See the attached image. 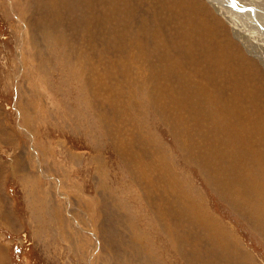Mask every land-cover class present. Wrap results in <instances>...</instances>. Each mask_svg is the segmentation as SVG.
I'll return each instance as SVG.
<instances>
[{
  "label": "rangeland",
  "instance_id": "374dc122",
  "mask_svg": "<svg viewBox=\"0 0 264 264\" xmlns=\"http://www.w3.org/2000/svg\"><path fill=\"white\" fill-rule=\"evenodd\" d=\"M261 94L207 0H0V264H264Z\"/></svg>",
  "mask_w": 264,
  "mask_h": 264
},
{
  "label": "bare ground",
  "instance_id": "6f19581e",
  "mask_svg": "<svg viewBox=\"0 0 264 264\" xmlns=\"http://www.w3.org/2000/svg\"><path fill=\"white\" fill-rule=\"evenodd\" d=\"M207 1H209L210 2V5L220 14V15H222L231 25H232V27H233V30H234V33H235V35L237 36V37H239V39L240 40H242V42L244 43V45L246 46V48H248V50H250L251 51V53H253L254 55H256V57L258 56L259 58H260V60L262 61V63H264V14H260V12L259 11H261V12H263L264 13V5H263V1L264 0H260V3H261V5H263V7L262 8H260V7H258V8H260V9H258L255 5H253L252 3V1L253 0H207ZM252 2V3H251ZM170 3V2H169ZM176 3V2H175ZM238 3H241V5L239 6L238 5ZM231 5V7H230V5ZM248 4L249 5H251L252 7H255V8H257V9H254V10H257L258 12H252L247 6H248ZM245 5V6H244ZM235 6H237V7H235ZM175 7H177V6H175ZM174 7V8H175ZM234 8V9H233ZM105 9V8H104ZM169 9V8H168ZM240 12V14H242V16H241V18L239 17V13L237 12V10ZM178 10V9H177ZM182 10V9H181ZM106 11V10H105ZM164 11H166V10H164ZM172 11V10H171ZM183 11V10H182ZM106 12H108V11H106ZM169 12V11H168ZM252 13V14H254L253 16H250L249 18H248V14H245V13ZM166 13V12H165ZM164 13V14H165ZM171 13V12H170ZM173 13V12H172ZM178 13V12H177ZM180 13V12H179ZM162 14V13H161ZM168 15V14H167ZM161 15H159V17H160ZM164 17V16H163ZM170 17V16H169ZM176 17V16H175ZM178 17V16H177ZM181 17H187L184 13H182L181 14ZM118 18V17H117ZM168 18V17H167ZM111 20V19H110ZM119 20V19H118ZM161 20H163V19H161ZM187 20V19H186ZM259 20V21H258ZM256 21H258V22H256ZM104 22V21H103ZM172 22V21H171ZM180 22V21H179ZM185 23H186V21H184ZM159 23H161V22H159ZM158 23V24H159ZM165 23V22H164ZM184 23V24H185ZM194 23H195V26H196V29H198L197 28V26H199V21H198V19L197 20H194ZM105 24V23H104ZM162 24V23H161ZM118 25V24H117ZM116 26V25H115ZM119 26V25H118ZM122 26V27H121ZM179 26V25H178ZM120 27H121V29H119V30H121V31H118V29H117V32H120V34L121 33H123V31H124V26H123V23L121 24L120 23ZM200 27V26H199ZM175 28V27H174ZM137 29V28H136ZM201 29V28H200ZM200 29H198L199 31H200ZM181 30V29H180ZM184 30V29H183ZM142 31V30H141ZM176 33H178V32H176ZM191 33V32H190ZM119 34V35H120ZM178 34H180V33H178ZM135 35V34H134ZM137 35V34H136ZM123 36V35H122ZM133 36V35H132ZM146 36V35H145ZM202 36V35H201ZM124 37V36H123ZM172 37H174V36H172ZM133 38V37H132ZM134 39V38H133ZM132 39V40H133ZM137 39V38H136ZM153 39V38H152ZM120 40V39H119ZM135 40V39H134ZM138 40V39H137ZM121 41H122V39H121ZM130 41V40H129ZM159 41H161V40H159ZM188 41V40H187ZM134 42V41H133ZM168 42V41H167ZM190 42V41H189ZM122 43V42H121ZM146 43V42H145ZM160 43V42H159ZM114 44V43H113ZM125 44V43H124ZM134 44V43H133ZM149 44V43H148ZM154 44H156V43H154ZM161 44V43H160ZM123 45V44H122ZM121 45V46H122ZM130 45V44H129ZM129 45H128V47H129ZM135 45H137V44H135ZM125 46V45H124ZM132 46V45H131ZM141 46V45H140ZM146 46V45H145ZM150 46V45H149ZM152 46V45H151ZM158 46V45H157ZM139 47V46H138ZM144 47V46H143ZM167 47H168V45H167ZM186 47H187V45H186ZM185 47V48H186ZM120 48H122V47H120ZM136 48H137V46H136ZM135 48V49H136ZM140 48V47H139ZM146 48V47H145ZM151 48V47H150ZM213 48V47H212ZM124 49V48H123ZM132 49H133V47H132ZM156 49H157V47H156ZM174 49V48H173ZM228 49V48H227ZM131 50V49H130ZM143 50V49H142ZM165 50V49H164ZM178 50V49H177ZM211 50V49H210ZM137 51V50H136ZM166 51V50H165ZM230 51H232V50H230ZM127 52V51H126ZM196 52V51H195ZM233 52V51H232ZM127 53H129V51L127 52ZM234 53V52H233ZM178 54V53H177ZM187 54V53H186ZM160 56V55H159ZM167 56V55H166ZM186 56V55H185ZM194 56V55H193ZM142 57H143V55H142ZM150 57H152V56H150ZM223 57V56H222ZM228 59L230 60V59H232L231 58V54H229L228 55ZM242 57V56H241ZM149 58V57H148ZM157 58V57H156ZM167 58V57H166ZM219 58V57H218ZM143 59V58H142ZM151 59V58H150ZM145 60V59H144ZM157 60V59H156ZM155 60V61H156ZM159 60V59H158ZM164 60V59H163ZM169 60H171V59H169ZM187 60H189V59H187ZM191 60H192V58H191ZM206 60V59H205ZM215 61V60H214ZM184 62V61H183ZM209 62V61H208ZM230 62H231V60H230ZM236 62H238V61H236ZM253 62V61H252ZM156 63V62H155ZM157 63H159V62H157ZM169 63V62H168ZM174 63H175V61H174ZM188 63V62H187ZM202 63V62H201ZM229 63V62H228ZM227 63V64H228ZM239 63V62H238ZM165 64V63H164ZM183 64V63H182ZM227 64H226V66H227ZM232 64V63H231ZM230 64V65H231ZM160 65V64H159ZM163 65V64H162ZM174 65V64H173ZM218 65V64H217ZM217 65L215 66L214 64L212 65L213 66V68L215 69H217L218 71H221V69L219 68V67H217ZM170 66V65H169ZM168 66V67H169ZM178 66V65H177ZM184 66V65H183ZM174 67H176V66H174ZM186 67V66H185ZM189 67V66H188ZM234 67V66H233ZM239 67V66H238ZM170 68V67H169ZM168 68V69H169ZM173 68V67H172ZM195 68V67H194ZM198 68V67H197ZM252 68V67H251ZM165 69V68H164ZM176 69H177V67H176ZM228 69V68H227ZM184 70V69H183ZM182 70V71H183ZM198 70V69H197ZM252 70V69H251ZM196 71V70H195ZM199 71V70H198ZM214 71V70H213ZM230 73H231V76L229 77L230 79H234L236 82H240V79L241 78H239L238 77V75H236L234 72H233V70H228ZM227 71V72H228ZM174 72H176V71H174ZM225 72V71H224ZM228 72V73H229ZM236 72V71H235ZM226 73V72H225ZM255 73V72H254ZM221 74V73H220ZM92 76V75H91ZM182 76V75H181ZM214 76V75H213ZM223 76H224V74H223ZM222 76V77H223ZM229 76V75H228ZM170 78V77H169ZM213 78H215V77H213ZM218 78V77H217ZM220 78H221V76H220ZM174 79V78H173ZM196 79H197V77H196ZM216 79V78H215ZM229 79V80H230ZM205 81V80H204ZM166 82V81H165ZM181 82V81H180ZM99 83V82H98ZM170 83V82H169ZM212 83V82H211ZM250 83V82H249ZM166 84H168V83H166ZM181 84H182V82H181ZM207 84V83H206ZM228 84H230V83H228ZM235 84V83H234ZM244 84V83H243ZM233 84H232V82H231V86H232ZM192 86H194V85H192ZM216 86V85H215ZM241 86V85H240ZM239 86V87H240ZM168 87V86H167ZM171 87V86H170ZM233 87V86H232ZM236 87V85L233 87V88H235ZM238 87V86H237ZM250 89V88H249ZM261 89V88H260ZM221 90V89H220ZM223 90V89H222ZM185 91V90H184ZM217 91V90H216ZM170 92V91H169ZM181 92V91H180ZM260 92V91H259ZM258 92V93H259ZM262 92V91H261ZM260 92V93H261ZM183 93V92H182ZM188 93V92H187ZM251 93V92H250ZM263 93V92H262ZM168 94V93H167ZM204 94V93H203ZM190 95V94H189ZM167 96V95H166ZM199 96V95H198ZM203 96V95H202ZM260 96V99H258L259 100V104L257 103H255V104H252V109L250 110V115L253 117V118H258L259 119V121L261 120V119H264V94H261V95H259ZM258 96V97H259ZM210 97V96H209ZM212 97V96H211ZM254 97H255V95H254ZM254 97H252V98H254ZM186 98V97H185ZM193 98V97H192ZM165 99V98H164ZM247 99V98H246ZM236 100V99H235ZM243 100H244V98H243ZM248 100H249V98H248ZM256 100H257V97H256ZM256 100H254V101H256ZM196 101H197V99H196ZM201 102H203V101H201ZM166 103V102H165ZM238 104H239V102H238ZM153 105V104H152ZM169 105V104H168ZM204 105V104H203ZM233 105H235V104H233ZM233 107V106H232ZM236 107V106H235ZM234 108V107H233ZM240 108V107H239ZM238 109V108H237ZM209 111V110H208ZM251 111H254L255 113L253 114V113H251ZM200 112H202V111H200ZM199 112V113H200ZM241 112V111H240ZM229 113V112H228ZM227 113V114H228ZM243 114V113H242ZM246 114V113H245ZM248 114V113H247ZM246 114V115H247ZM204 115V114H203ZM234 115V114H233ZM232 115V116H233ZM244 115V114H243ZM239 116H242V115H239ZM202 117V116H201ZM204 117V116H203ZM249 117V116H248ZM241 118V117H240ZM239 118V119H240ZM232 119V118H231ZM238 120V119H237ZM251 120H252V118H251ZM205 121V120H204ZM236 121V120H235ZM244 122V121H243ZM243 122H241V123H243ZM248 122V121H247ZM193 123V122H192ZM237 123V122H236ZM238 123H239V121H238ZM240 123V124H241ZM253 123V122H252ZM251 123V124H252ZM234 124V123H233ZM239 124V125H240ZM244 124V123H243ZM249 124V123H248ZM261 123H259V125H260ZM247 125V124H246ZM254 125V124H253ZM241 126V125H240ZM242 127V126H241ZM245 127V126H244ZM250 127V126H249ZM255 128V127H254ZM250 129V128H249ZM191 130V129H190ZM232 130H234V129H232ZM248 130V129H247ZM256 130V129H255ZM263 131L261 132V141L260 142H263L264 143V129H262ZM259 131V130H258ZM241 133V132H240ZM256 133V132H255ZM204 134V133H203ZM249 134V133H248ZM256 134H258V133H256ZM255 134V135H256ZM252 136V135H251ZM243 137V136H242ZM246 137V136H245ZM245 137H243V138H245ZM237 138H239V137H237ZM128 139V138H127ZM259 139V138H258ZM205 140V139H204ZM246 140V139H245ZM244 140V141H245ZM260 140V139H259ZM256 141V140H255ZM230 142V141H229ZM251 142H253V141H251ZM259 142V143H260ZM257 143V142H256ZM246 144L248 145V143L246 142ZM208 145V144H207ZM249 145H250V142H249ZM211 146V145H210ZM246 146V145H245ZM262 146V145H261ZM260 146V147H261ZM231 147V146H230ZM244 147V146H243ZM247 147V146H246ZM236 148V147H235ZM240 148V147H239ZM249 148V147H248ZM253 148V147H252ZM245 149V148H244ZM220 150V149H219ZM233 150V149H232ZM256 151V150H255ZM260 151V150H259ZM231 152V151H230ZM248 152V151H247ZM246 152V153H247ZM244 153H245V151H244ZM206 154V153H205ZM216 154V153H215ZM226 154V153H225ZM230 154V153H229ZM232 155V154H231ZM216 156V155H215ZM224 156V155H223ZM226 156H229L228 154L226 155ZM251 156V155H250ZM260 156V158H262L263 160H264V154H262L261 153V155H259ZM227 158V157H226ZM226 158H225V160H226ZM235 158V157H234ZM241 158V157H240ZM237 159V158H236ZM235 159V160H236ZM248 159H249V156H248ZM251 159H252V157H251ZM222 160V159H221ZM224 160V159H223ZM229 160V159H228ZM232 160V159H231ZM246 160H247V158H246ZM250 160V159H249ZM227 161V160H226ZM233 161V160H232ZM237 161V160H236ZM243 161H245V159H243ZM243 161H241V159H240V161H237V162H235L234 163V165H233V167H232V163H231V167L234 169V168H236V166H238L239 167V169H240V172L241 173H243L244 171V169L243 168H245V163L243 162ZM252 161V160H251ZM262 161V160H261ZM207 162V161H206ZM247 162V161H246ZM264 162V161H263ZM207 163H205V165H206ZM209 164H211V163H209ZM247 164V163H246ZM214 165V164H213ZM254 165H257V164H254ZM204 166V165H203ZM208 166V165H207ZM223 166V168H224V165H222ZM222 166H220L219 168H218V172L220 173L221 171H222ZM226 166V165H225ZM252 167V165L251 164H249V167ZM228 167H229V165H228ZM248 167V168H249ZM255 167V166H254ZM248 168H247V170H248ZM261 168L264 170V167H262L261 166ZM229 170V169H228ZM236 170V169H235ZM227 171V170H226ZM237 171H238V169H237ZM228 172V171H227ZM232 172H234V170L232 171ZM246 172V171H245ZM244 172V173H245ZM247 174V173H246ZM251 174H252V172H251ZM222 175V174H221ZM225 175H226V173H225ZM238 175V174H237ZM239 175H240V173H239ZM238 175V176H239ZM242 175H244V174H242ZM241 175V176H242ZM248 175V174H247ZM212 176V175H211ZM213 176H215V175H213ZM245 176V175H244ZM244 176H242V177H238L240 180L242 179V180H246L247 178H246V176H245V178H244ZM252 176H253V174H252ZM218 177V176H217ZM248 177V176H247ZM223 177H218V178H216V181H217V183H219L220 185H221V182H220V179H222ZM253 178V177H252ZM251 178V179H252ZM256 178V177H255ZM262 178V177H261ZM236 178H234V181H236L235 180ZM257 179V178H256ZM241 180V181H242ZM262 180V179H261ZM219 181V182H218ZM226 181V180H225ZM224 181V182H225ZM247 181H249V180H247ZM253 181V180H252ZM256 181V180H255ZM228 182H229V180H228ZM232 182V181H231ZM237 182V181H236ZM243 182V181H242ZM254 183V182H253ZM259 183V182H258ZM261 183V182H260ZM224 184V183H223ZM227 183H225V185H226ZM237 184V183H236ZM246 184H247V182H246ZM223 186V187H228V186ZM243 185H244V183H243ZM232 185H230V187H231ZM239 186H241L240 185V182H239ZM245 186V185H244ZM243 186V187H244ZM251 187H252V185H250ZM235 187V186H234ZM242 187V188H243ZM247 187H249L248 186V184H247ZM246 186L244 187V193H243V196L240 198V201H239V203H238V207L239 208H242V209H247V212H246V214H249V217H250V220H251V222L252 223H258L259 221H264V215H262L261 213H260V211L258 212V214H255V213H253L252 212V208L253 207H255V205H257L258 203H261V206L263 205V203H264V193H261V195H259L258 196V194L257 195H253V192L250 190V189H256V184H254L253 185V187L251 188V187H249V188H247ZM263 187V186H262ZM241 188V189H242ZM228 189V188H227ZM252 189V190H253ZM262 189H264V188H262ZM261 189V190H262ZM221 190V189H220ZM229 190V189H228ZM258 190V189H257ZM221 192H222V190H221ZM234 192V191H233ZM227 193V192H226ZM225 193V194H226ZM229 193V192H228ZM239 193H240V191H239ZM242 193V192H241ZM256 193H257V191H256ZM227 195V194H226ZM229 195H230V193H229ZM239 197H240V195H239ZM237 204V203H236ZM264 207V206H263ZM263 207H262V209H263ZM255 210V209H254ZM260 223V222H259ZM169 225V224H168ZM264 226V225H263ZM169 227V226H168ZM215 233V232H214ZM214 235V234H213ZM216 235V234H215ZM224 254V253H223Z\"/></svg>",
  "mask_w": 264,
  "mask_h": 264
}]
</instances>
